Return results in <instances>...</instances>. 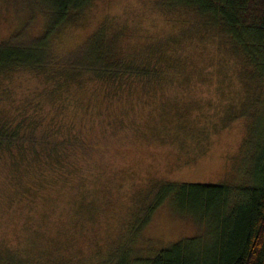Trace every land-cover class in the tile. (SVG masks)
Instances as JSON below:
<instances>
[{
  "label": "rangeland",
  "instance_id": "rangeland-1",
  "mask_svg": "<svg viewBox=\"0 0 264 264\" xmlns=\"http://www.w3.org/2000/svg\"><path fill=\"white\" fill-rule=\"evenodd\" d=\"M162 2L90 0L58 27L49 49L70 58L103 29L98 44L119 53L163 46L166 59L174 60L170 77L117 93L87 74L75 81L19 68L0 74V115L35 113L45 125L53 121L85 137L89 146L97 144L86 158L73 159L82 174L72 177L34 162L14 170L0 159V246L30 264H116L129 253L130 264L152 258L180 240L207 236L167 200L135 232L158 186L257 181L264 83L220 26ZM44 24L35 0H0V44L14 35L17 44L39 41ZM40 170L45 186L36 183ZM25 184L36 192L23 196Z\"/></svg>",
  "mask_w": 264,
  "mask_h": 264
},
{
  "label": "trees",
  "instance_id": "trees-1",
  "mask_svg": "<svg viewBox=\"0 0 264 264\" xmlns=\"http://www.w3.org/2000/svg\"><path fill=\"white\" fill-rule=\"evenodd\" d=\"M45 15L41 40L17 44L10 40L0 44V74L14 69H26L75 81L87 74L102 81L115 92L127 91L133 84L148 86L170 77L174 60L166 59V51L151 43L133 53H119L111 46L98 44L104 37L101 29L92 36V43L70 58L56 57L49 49L54 32L71 17L89 5L90 0H35ZM165 7L194 10L208 22L220 26L234 51L249 68L254 78L264 83V0H164ZM53 121L45 122L35 113H20L19 117L0 115V159L10 161L12 169H22L40 163L56 176L72 177L82 174L73 163L86 158L89 150L97 149L82 135ZM257 181L244 185L165 183L158 186L147 206L148 222L152 212L166 200L180 213L196 220L206 232L186 238L160 249L152 258L138 257L134 264H264V150L261 155ZM36 183L48 184L44 170ZM148 189V188H147ZM27 197L36 192L25 184ZM21 193V192H20ZM149 191L145 192L146 200ZM142 203H138V208ZM132 231V230H130ZM133 232V231H132ZM211 239V240H209ZM129 252H127L128 254ZM130 254V253H129ZM129 254L116 264H130ZM0 264H30L7 247L0 246Z\"/></svg>",
  "mask_w": 264,
  "mask_h": 264
}]
</instances>
